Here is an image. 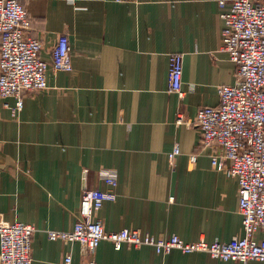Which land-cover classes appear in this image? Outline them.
Returning <instances> with one entry per match:
<instances>
[{
	"label": "crops",
	"instance_id": "obj_1",
	"mask_svg": "<svg viewBox=\"0 0 264 264\" xmlns=\"http://www.w3.org/2000/svg\"><path fill=\"white\" fill-rule=\"evenodd\" d=\"M19 1L41 58L50 63L67 34L73 63L69 72L51 68L48 88L25 93L21 111L15 97H0V221L36 227L33 264H64L68 255L73 264H242L150 246L115 250L110 241L84 254L47 235L74 230L84 186L109 190L99 174L108 169L117 199L95 214L107 232L208 243L244 236L239 182L215 164H228L221 148L202 146L197 126L178 122L218 107L219 89L236 81L237 65L221 50L223 0ZM224 1L228 10L234 0ZM175 53L184 56L183 98L168 90Z\"/></svg>",
	"mask_w": 264,
	"mask_h": 264
},
{
	"label": "built area",
	"instance_id": "obj_2",
	"mask_svg": "<svg viewBox=\"0 0 264 264\" xmlns=\"http://www.w3.org/2000/svg\"><path fill=\"white\" fill-rule=\"evenodd\" d=\"M129 1V0H118ZM223 29L221 50L237 65L236 81L219 89L220 105L201 109L194 123L178 119L181 124L195 125L202 134V146L217 145L228 164L218 157L215 164L239 182V210L244 236L230 242L208 243L205 239L186 242L174 234L157 238L140 230L123 229L107 232L95 219L107 201L117 199L115 171L102 170L100 178L109 190L84 186L79 220L72 231H47L51 241L79 243L83 253H93L103 241H110L115 250L123 247H153L157 254L172 250L185 254L208 253L222 261L247 264L254 260L264 264V0H234L227 10V1H219ZM32 21L19 0H0V97H15L17 111L23 109L27 92L48 88L47 73L73 70L71 45L67 34L59 37L49 63L41 58L43 43L30 35ZM184 56L170 57L169 92L184 97ZM181 154L176 145L170 154L173 162ZM195 155L191 161H196ZM223 158V159H222ZM88 171H84L86 184ZM36 227L20 222L0 221V264H33L32 246ZM64 264H73L68 255ZM89 264H96L91 260Z\"/></svg>",
	"mask_w": 264,
	"mask_h": 264
}]
</instances>
